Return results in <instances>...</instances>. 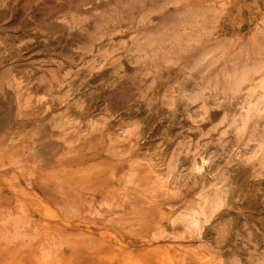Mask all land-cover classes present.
<instances>
[{"label": "rangeland", "instance_id": "obj_1", "mask_svg": "<svg viewBox=\"0 0 264 264\" xmlns=\"http://www.w3.org/2000/svg\"><path fill=\"white\" fill-rule=\"evenodd\" d=\"M0 264H264V0H0Z\"/></svg>", "mask_w": 264, "mask_h": 264}, {"label": "bare ground", "instance_id": "obj_2", "mask_svg": "<svg viewBox=\"0 0 264 264\" xmlns=\"http://www.w3.org/2000/svg\"><path fill=\"white\" fill-rule=\"evenodd\" d=\"M190 219H192V218H190Z\"/></svg>", "mask_w": 264, "mask_h": 264}]
</instances>
